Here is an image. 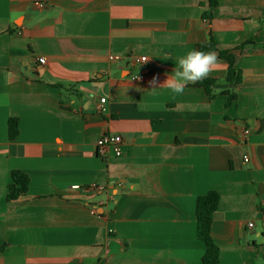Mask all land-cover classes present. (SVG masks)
Returning a JSON list of instances; mask_svg holds the SVG:
<instances>
[{
	"label": "crops",
	"instance_id": "0c3cea01",
	"mask_svg": "<svg viewBox=\"0 0 264 264\" xmlns=\"http://www.w3.org/2000/svg\"><path fill=\"white\" fill-rule=\"evenodd\" d=\"M211 39L241 84L215 52L213 97L153 87ZM13 171L30 187L8 201ZM209 192L220 264H264V0H0V264H201Z\"/></svg>",
	"mask_w": 264,
	"mask_h": 264
},
{
	"label": "trees",
	"instance_id": "16d2710c",
	"mask_svg": "<svg viewBox=\"0 0 264 264\" xmlns=\"http://www.w3.org/2000/svg\"><path fill=\"white\" fill-rule=\"evenodd\" d=\"M211 8H216L219 0H209ZM206 18H211L210 14ZM200 51L218 52L220 59L228 64L226 80L230 86L241 84L243 80L242 70L238 68L237 57L232 51H221L217 48V43L211 39L207 44L199 46ZM216 84L215 79H206L197 83V87L204 88L206 92L213 97L212 87ZM229 95L227 104H231L236 99L233 91H227ZM19 135V120L10 119L9 121V138L11 141L17 139ZM30 178L21 171L12 172V183L9 185L7 200L15 201L29 192ZM220 204V195L218 192H209L197 199L196 218H197V237L204 242L206 251L202 257L201 264H220V249L212 237V224L214 213L218 210ZM6 245L0 246V255L6 250Z\"/></svg>",
	"mask_w": 264,
	"mask_h": 264
},
{
	"label": "clouds",
	"instance_id": "9594fccd",
	"mask_svg": "<svg viewBox=\"0 0 264 264\" xmlns=\"http://www.w3.org/2000/svg\"><path fill=\"white\" fill-rule=\"evenodd\" d=\"M218 64V57L214 51L191 50L177 59V64L171 76L157 85V78L152 81L153 87H166L173 94L182 95L189 84H196L206 79ZM261 241L260 234L254 237Z\"/></svg>",
	"mask_w": 264,
	"mask_h": 264
},
{
	"label": "built area",
	"instance_id": "2783aa9c",
	"mask_svg": "<svg viewBox=\"0 0 264 264\" xmlns=\"http://www.w3.org/2000/svg\"><path fill=\"white\" fill-rule=\"evenodd\" d=\"M38 62L44 65L46 64L47 60L45 58H40ZM137 62L144 64L147 62V57H140L137 59ZM145 79H146V75L132 77V80L134 81H144ZM100 103L103 106V104L106 103V99H101ZM101 111H105V108L102 107ZM249 135H250V130L244 128L241 132L242 139L246 141ZM122 145H123V138L121 136L105 134L97 141L98 155L106 158L112 151L116 157H121L124 154ZM244 161L249 162V157L245 156ZM250 227H253V224H250Z\"/></svg>",
	"mask_w": 264,
	"mask_h": 264
}]
</instances>
